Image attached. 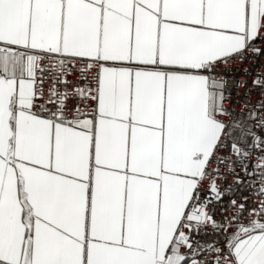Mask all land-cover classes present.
<instances>
[{
  "label": "snow or ice",
  "instance_id": "snow-or-ice-1",
  "mask_svg": "<svg viewBox=\"0 0 264 264\" xmlns=\"http://www.w3.org/2000/svg\"><path fill=\"white\" fill-rule=\"evenodd\" d=\"M0 264H264V0H0Z\"/></svg>",
  "mask_w": 264,
  "mask_h": 264
}]
</instances>
